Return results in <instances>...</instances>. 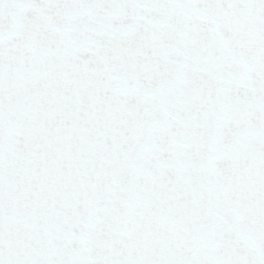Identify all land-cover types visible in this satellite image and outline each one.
Instances as JSON below:
<instances>
[{
  "label": "snow or ice",
  "instance_id": "snow-or-ice-1",
  "mask_svg": "<svg viewBox=\"0 0 264 264\" xmlns=\"http://www.w3.org/2000/svg\"><path fill=\"white\" fill-rule=\"evenodd\" d=\"M0 264H264V0H0Z\"/></svg>",
  "mask_w": 264,
  "mask_h": 264
}]
</instances>
